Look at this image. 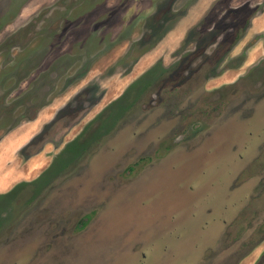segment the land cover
I'll list each match as a JSON object with an SVG mask.
<instances>
[{
	"label": "rangeland",
	"instance_id": "obj_1",
	"mask_svg": "<svg viewBox=\"0 0 264 264\" xmlns=\"http://www.w3.org/2000/svg\"><path fill=\"white\" fill-rule=\"evenodd\" d=\"M247 253L264 264V0H0V264Z\"/></svg>",
	"mask_w": 264,
	"mask_h": 264
},
{
	"label": "trees",
	"instance_id": "obj_2",
	"mask_svg": "<svg viewBox=\"0 0 264 264\" xmlns=\"http://www.w3.org/2000/svg\"><path fill=\"white\" fill-rule=\"evenodd\" d=\"M242 8H235L234 9V11L235 12H240V11H242L241 10ZM244 9H246V7H244ZM257 10V9H256ZM256 10H255V8H252V9H250V8H248V15H245L246 14V12H245V10H243V14H242V18L244 17V16H246L245 17V21H244V19H242V23H243V21H244V26H239V28L237 27H235V29H234V33L233 32H229V33H226L225 34V36H224V38L222 39V41H221V43L220 44H222L221 46H223L224 45V43L227 41V40H229V41H231V45H230V47H229V49L233 46V45H235L240 39H241V37H242V35L244 34V32H245V30H246V27H247V25L250 23V19H251V17H252V14H254L255 12H256ZM252 11H254L253 13H251ZM251 13V14H250ZM237 29V30H236ZM239 29V30H238ZM238 31V32H237ZM220 47V46H219ZM215 69L213 70V72H212V74H214L215 75ZM103 124H104V122H103ZM101 126V125H100ZM107 133H104V134H102V136L103 135H106ZM94 135V134H93ZM80 137H82V136H80ZM100 136H92V137H90V138H93V139H90V138H84L83 139V141H81L82 139H80V138H77L76 139V141L74 142V143H76L77 145L75 146V148H80V147H82V152H83V154H85V153H89V152H93L94 151V148H95V143L96 142H100V140H101V138H99ZM94 140H97V141H94Z\"/></svg>",
	"mask_w": 264,
	"mask_h": 264
},
{
	"label": "flooded vegetation",
	"instance_id": "obj_3",
	"mask_svg": "<svg viewBox=\"0 0 264 264\" xmlns=\"http://www.w3.org/2000/svg\"><path fill=\"white\" fill-rule=\"evenodd\" d=\"M241 251H243V250H241ZM246 251H247V250H246ZM247 254H249V253H247ZM247 254H245V255L243 254L244 256L242 255V257L240 258V260H241L243 257H245ZM230 259H231V258H230ZM226 261H227V260H226Z\"/></svg>",
	"mask_w": 264,
	"mask_h": 264
},
{
	"label": "crops",
	"instance_id": "obj_4",
	"mask_svg": "<svg viewBox=\"0 0 264 264\" xmlns=\"http://www.w3.org/2000/svg\"><path fill=\"white\" fill-rule=\"evenodd\" d=\"M28 136H29V135H28ZM247 255H249V254H247ZM247 255H246V256H247ZM246 256H245V257H246ZM245 257H243V258H242V259L239 261V263H238V264H240V263H241V261H242V260H243ZM241 264H242V263H241Z\"/></svg>",
	"mask_w": 264,
	"mask_h": 264
},
{
	"label": "water",
	"instance_id": "obj_5",
	"mask_svg": "<svg viewBox=\"0 0 264 264\" xmlns=\"http://www.w3.org/2000/svg\"><path fill=\"white\" fill-rule=\"evenodd\" d=\"M238 263H239V262H238ZM238 263H237V264H238Z\"/></svg>",
	"mask_w": 264,
	"mask_h": 264
}]
</instances>
